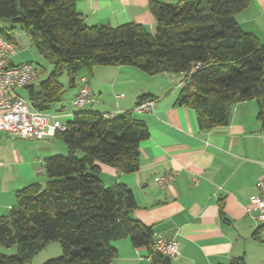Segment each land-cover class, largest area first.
I'll return each mask as SVG.
<instances>
[{"label": "trees", "instance_id": "16d2710c", "mask_svg": "<svg viewBox=\"0 0 264 264\" xmlns=\"http://www.w3.org/2000/svg\"><path fill=\"white\" fill-rule=\"evenodd\" d=\"M78 1L0 0V19L21 24L52 67L38 93L33 84L25 88L35 109L59 111L53 105L66 93L59 81L65 72L71 88L81 82L82 72L90 79L97 66L127 65L151 76L181 74L185 96L179 102L197 111L204 129L228 125L235 103L256 100L264 130V45L237 19L252 0L153 1L154 32L137 23L89 25ZM13 28L3 29L1 37L17 46ZM145 99L155 97L141 95L138 103ZM65 122V131L49 137L61 139L67 155L47 157L45 180L18 190L9 214L0 215V247L15 246L11 254L0 249V264L31 263L54 241L62 255L43 264H112L118 255L113 242L124 237L146 246L151 264H172L156 249L153 227L130 218L137 208L132 190L126 184L106 186L100 176V164L123 173L138 170L140 144L150 134L146 123L133 111L106 118L83 110ZM223 209L220 204L221 215ZM224 264L246 260L235 257Z\"/></svg>", "mask_w": 264, "mask_h": 264}, {"label": "crops", "instance_id": "0c3cea01", "mask_svg": "<svg viewBox=\"0 0 264 264\" xmlns=\"http://www.w3.org/2000/svg\"><path fill=\"white\" fill-rule=\"evenodd\" d=\"M153 1L179 0H79L76 6L89 25L137 23L154 32ZM237 19L264 45V0H252ZM89 78L92 102L81 108L72 104L79 80L70 99L73 109H67L66 102L62 106L65 117L82 110L110 117L133 111V117L146 123L150 134L140 144L138 170L123 173L100 164V176L106 186L126 184L132 190L137 208L130 218L152 226L156 237L178 241L180 255L172 264H224L235 257H243L246 264H264V224L250 202L264 170V130L257 101L235 103L228 125L204 129L197 111L179 102L181 74L151 76L133 66H97ZM145 94L157 100L154 111L135 112ZM59 140L1 135L0 215L9 214L18 190L45 180V159L66 151ZM174 170L179 175L170 186L155 182V177ZM113 244L118 255L112 264H151L148 248L134 246L129 237Z\"/></svg>", "mask_w": 264, "mask_h": 264}, {"label": "built area", "instance_id": "2783aa9c", "mask_svg": "<svg viewBox=\"0 0 264 264\" xmlns=\"http://www.w3.org/2000/svg\"><path fill=\"white\" fill-rule=\"evenodd\" d=\"M18 53L16 44L5 37H0V138L2 134L22 139L42 140L54 136L67 128L61 111H40L32 102L18 94V89H25L34 84L45 72V68L32 62L13 64V57ZM120 95H118L119 97ZM92 102L89 79L81 78L79 94L73 105L81 108ZM156 99H145L138 103L135 112H152ZM106 118H112L105 115ZM264 168V164H263ZM178 171H170L155 177V182L162 188L170 186L178 177ZM258 193L251 196V207L258 210V220L264 224V170L258 185ZM155 247L161 253L173 258L180 255L179 243L175 238L157 236Z\"/></svg>", "mask_w": 264, "mask_h": 264}, {"label": "rangeland", "instance_id": "374dc122", "mask_svg": "<svg viewBox=\"0 0 264 264\" xmlns=\"http://www.w3.org/2000/svg\"><path fill=\"white\" fill-rule=\"evenodd\" d=\"M11 27H14L12 30H10V32L12 33V35L15 37L17 41V49H18V53L12 59L13 64L18 65L21 63H25V62H32L38 66L45 67V72L43 73V75H41L38 81H36L33 84L35 92L38 93L41 88L40 87L41 82L48 79L52 71V67L50 65H47L45 61L42 59L36 47L32 45L29 35L23 29V26L21 24H15L12 21H3L0 19V35L3 29L11 28ZM59 81L66 88V93L63 95L60 102L53 105V109L59 110L63 106V104L66 102L67 109L72 110L73 108L70 105V99H72L73 95L75 94L76 88L69 87V77L66 72L59 78ZM17 92L19 95H21L22 97L26 99L30 98V89H18ZM72 118H73L72 116L68 115L67 117H64L63 120L69 121ZM59 142L61 144H64L62 140L61 141L59 140ZM65 149L66 151L65 150L63 152L59 151L58 154L67 155V148L65 147ZM78 155L82 156L83 153L81 151H78ZM0 249L3 253H6V254H11L15 252V248L11 250V249H6L1 246ZM61 255H62V246L60 242L54 241V242H51L42 252H40L34 258L33 262L31 263L32 264H43L47 260L52 259V258H57Z\"/></svg>", "mask_w": 264, "mask_h": 264}, {"label": "water", "instance_id": "95a60500", "mask_svg": "<svg viewBox=\"0 0 264 264\" xmlns=\"http://www.w3.org/2000/svg\"><path fill=\"white\" fill-rule=\"evenodd\" d=\"M21 13L23 14V11H22V10H21ZM184 96H185V95L182 94V95H181V99H183ZM124 213H125V214H128V210H127L126 206L124 207Z\"/></svg>", "mask_w": 264, "mask_h": 264}]
</instances>
